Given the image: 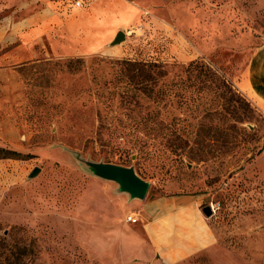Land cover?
Here are the masks:
<instances>
[{"label":"rangeland","instance_id":"rangeland-1","mask_svg":"<svg viewBox=\"0 0 264 264\" xmlns=\"http://www.w3.org/2000/svg\"><path fill=\"white\" fill-rule=\"evenodd\" d=\"M124 1L138 6V17L117 30L130 32L121 44L65 57L45 38L31 44L32 58L0 66V149L14 153L0 151V264H162L137 261L124 236L126 217L138 210L76 155L134 167L150 185L145 199L194 196L201 213L218 203L211 216L202 213L213 245L179 264H264V112L237 86L264 44V0ZM74 2L16 0L14 19L44 12L52 28ZM123 60L164 67L152 99L121 95ZM194 61L236 96L198 93L183 72ZM147 113L155 140L139 133V148L111 136ZM109 141L120 150L100 145Z\"/></svg>","mask_w":264,"mask_h":264},{"label":"crops","instance_id":"crops-1","mask_svg":"<svg viewBox=\"0 0 264 264\" xmlns=\"http://www.w3.org/2000/svg\"><path fill=\"white\" fill-rule=\"evenodd\" d=\"M75 1L83 4L82 9L73 4L69 14L55 15L57 25L49 28L53 19L44 12L16 23V0H0V48L5 49L0 51V66L32 58L31 44L45 38L51 40L52 51L58 56L109 50L108 43L117 30L134 24L138 17V6L124 0ZM84 6L90 8L83 10ZM140 24H145L144 19ZM124 33L126 38L128 30ZM237 86L264 112V44L251 54ZM199 204L198 198L187 195L133 200L131 205L138 214L125 223L124 241L137 261L151 263L153 257H159L162 264H179L210 248L215 238Z\"/></svg>","mask_w":264,"mask_h":264},{"label":"trees","instance_id":"trees-1","mask_svg":"<svg viewBox=\"0 0 264 264\" xmlns=\"http://www.w3.org/2000/svg\"><path fill=\"white\" fill-rule=\"evenodd\" d=\"M75 62L81 61L80 59H77ZM117 64L120 65V69L117 72L115 83L122 82L124 84L123 90L120 91L121 95L127 96L132 94L133 97L136 96V93H138L147 99L153 98V90L151 86L155 84L157 79L165 75L164 67L162 65L128 60L117 61ZM183 72L187 75L188 81H197L196 84L198 86V93L205 90H214V92L218 95L230 94L231 97L236 96L232 92L231 87L223 79H221L216 72L200 61L191 62L187 67L183 68ZM166 87H168V85ZM165 92L167 93L169 91L163 90L161 95L163 96ZM239 101L242 103L244 102V105L249 108V105L245 103V101H242L239 97H237V102ZM236 121L240 123L243 122L241 113H237ZM133 122V126H131L132 129L129 128L128 132L124 131L127 127H122V131H118L117 128H113L111 130V136L123 138L126 140V144L142 148L145 145L140 144L139 140L136 138L137 134L141 133L143 136L151 140H155V138L159 135L154 128V118L152 114L147 113L145 117H142L140 120L134 119ZM99 130L108 129L101 125ZM100 145L105 146L112 151H118L121 148V143L119 142H102ZM0 151L7 155L14 154L6 150L0 149Z\"/></svg>","mask_w":264,"mask_h":264},{"label":"water","instance_id":"water-1","mask_svg":"<svg viewBox=\"0 0 264 264\" xmlns=\"http://www.w3.org/2000/svg\"><path fill=\"white\" fill-rule=\"evenodd\" d=\"M125 39V33L119 31L109 46L112 47L119 45L125 41ZM76 158L93 176L115 183L117 185V193L127 195L130 201H143L145 199L150 185L137 174L134 167H125L113 163L84 160L79 155H76ZM39 172V168L33 169L29 178L35 177ZM202 213L206 217H209L212 214L209 207H205L202 210Z\"/></svg>","mask_w":264,"mask_h":264},{"label":"built area","instance_id":"built-area-1","mask_svg":"<svg viewBox=\"0 0 264 264\" xmlns=\"http://www.w3.org/2000/svg\"><path fill=\"white\" fill-rule=\"evenodd\" d=\"M74 5H75L76 7H78V8L83 7V4H82L80 1H75V2H74ZM217 204H218V203H217ZM217 204H216V203H215V204L212 203V204L209 205V208H210V210H211L212 213H215L216 210H218V206H217ZM135 217H137L136 214L128 215V216L126 217V222H132V221H134Z\"/></svg>","mask_w":264,"mask_h":264},{"label":"bare ground","instance_id":"bare-ground-1","mask_svg":"<svg viewBox=\"0 0 264 264\" xmlns=\"http://www.w3.org/2000/svg\"><path fill=\"white\" fill-rule=\"evenodd\" d=\"M129 33H127V35H128Z\"/></svg>","mask_w":264,"mask_h":264}]
</instances>
